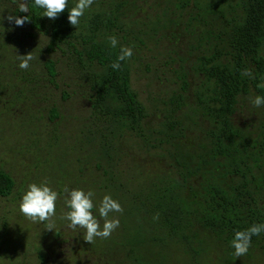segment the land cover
I'll return each mask as SVG.
<instances>
[{
	"label": "trees",
	"instance_id": "16d2710c",
	"mask_svg": "<svg viewBox=\"0 0 264 264\" xmlns=\"http://www.w3.org/2000/svg\"><path fill=\"white\" fill-rule=\"evenodd\" d=\"M0 1L2 5H9V16L29 17L24 23L29 28V36L38 32L48 38L43 50L47 57L41 71L33 64L27 69H12L15 66L10 59L0 61V95L43 99L42 93L39 95L41 87L59 88L58 64H64L68 74L65 85L69 91L62 89L60 99L74 94L86 104L87 113L80 123L82 150L86 152L91 147L87 156L97 158L93 166L95 170L101 167L105 175L101 186L129 194L131 209H136L130 213H138V220L145 229V232L137 230L139 232L124 242L120 241L123 237L119 238L125 261L156 264L153 257L144 259L147 251L140 249V245L154 246L169 240L187 254L190 264H200L198 259L208 251L209 243L221 245L224 254L233 257L229 241L234 230L264 222V105L254 112L256 118L250 139L238 140L233 124V114L242 97L264 96V0H217L216 3L174 0L178 12L171 11V0L165 6L136 0L137 6L143 8L140 26L147 45L151 43L155 47L168 37L178 41V48L181 44L187 45L185 57H175L174 50L167 52L168 58L181 70L178 80L183 93L188 91L190 70L207 82L208 101L203 107L213 126L207 130V142L193 144L186 135L187 126L179 114L176 117L184 106V95L179 94L176 105L166 117L168 128L174 134L164 132L158 143L182 139L185 150L179 145L181 152L173 157L175 163L168 169L147 173L115 167L119 157L128 156L118 139L124 132L135 135L144 145L150 143L151 134L146 131L150 128L145 124V107L130 85L129 60L121 62L119 70L109 67L118 48H111L106 37L115 35L118 45H124L129 33L121 10L129 0H112L109 6L90 10L88 32L80 30V24L75 27L67 22V10L73 6V0H68L65 10L53 20L38 16L40 10L33 9L31 0H25L28 12H20L16 0ZM4 20L0 19L2 47L11 45L22 55L32 53L29 47L19 45V39L11 37L12 26L8 23L12 22ZM54 53L58 54L57 58L48 55ZM193 55L195 59L186 64ZM2 56L4 54L0 53ZM8 71L14 72V76L9 77ZM245 71L250 75H245ZM13 98L9 101H14ZM45 99L48 122L55 124L61 116L59 102ZM185 156L189 157L188 161ZM84 161L78 162L79 171L84 168ZM102 162L106 167H102ZM13 184L10 174L0 169V195L8 194ZM199 233H204L205 238L200 239ZM251 246L264 251V233L252 236ZM39 264H46L41 255Z\"/></svg>",
	"mask_w": 264,
	"mask_h": 264
},
{
	"label": "rangeland",
	"instance_id": "374dc122",
	"mask_svg": "<svg viewBox=\"0 0 264 264\" xmlns=\"http://www.w3.org/2000/svg\"><path fill=\"white\" fill-rule=\"evenodd\" d=\"M111 1L93 0L90 8L86 9L80 18L78 28L88 32L86 25L90 10H96L102 5L109 6ZM168 1L170 0H147L155 6H165ZM207 1L217 2V0ZM137 2L129 0L125 9L121 10L126 18L129 33L123 44L132 46L133 49V56L129 59L130 85L145 107L147 114L145 124L150 128L145 130L151 132L150 143L144 145L135 135L124 132L125 134L123 133L118 139L122 144L121 148L125 149L128 156L119 157L115 167L130 168L129 170L135 168V171L141 170L147 173L168 169L170 164L175 163L173 157L181 152L179 145L185 150V141L182 139L180 141L176 138L170 141L163 139L161 144L158 143L164 132L171 136L174 134V131L168 128L166 117L176 105L175 99L179 94L184 95V106L179 112L177 111L176 117L179 114L183 124L187 126L185 132L193 144L207 142V130L213 126L203 107L204 102L208 101L207 82L190 70L191 75L187 77L188 91L183 93L180 89L181 82L178 80L181 70L168 58L167 52L174 50L177 55L174 53L172 55L175 57H185L188 54L187 45L181 44L178 48L176 47L178 41L169 37L156 43L155 47L151 43L147 45L140 26V20L144 16L143 8L138 7ZM169 5L171 11L178 12L177 2L171 0ZM8 7L9 5L0 3L2 18L9 16ZM6 21L9 22L7 19ZM8 25L12 26L11 37L19 39V45L24 48L29 47L32 51L34 59L30 64L35 65L36 70H43L42 62L47 57L43 50L48 38L38 32L29 36L27 33L29 28L24 24L16 26L9 22ZM119 40L122 41L121 38ZM1 43L3 40L0 41V53L4 56L0 57V61L7 62L10 59V63L15 66L12 69H15L18 63L17 55H22L20 50L12 49L11 45L3 48ZM19 45L17 44L16 47ZM262 54L264 57V47ZM48 55L57 58L58 54ZM194 59V55L190 56L186 64ZM168 61L170 63H167ZM58 70L61 76L59 88H45L44 85L39 90V95L42 93V97L59 102L58 109L61 116L56 119L55 124L48 122L45 110L48 106L45 98L26 99L21 96L15 99L13 94L0 95V169L9 173L14 181L9 193L0 195V264H39V255L45 259L46 264H129L125 261L124 253L120 252L123 247L119 245V238L123 237L120 241L124 242L133 237L134 233L144 229V226L138 220V213H130V210L136 209H131L128 193H119L113 187L109 186L105 189L101 186L105 182L103 179L105 175L101 167L95 170L93 166L97 158L87 156L92 150L91 147L86 152L82 150L84 143L80 123L87 113L85 100L74 94L68 99H60V91L62 89L69 91V88L65 85L68 74L63 63L58 64ZM14 74L12 71L7 73L9 77ZM172 97L173 103H171ZM251 97H242L233 114L237 138L242 142L250 139L251 126L255 124L256 118L254 112L258 110L250 103ZM12 98L15 100L9 101ZM185 158L187 160L189 157L185 156ZM82 160L86 162L84 161V168L79 171L78 162ZM102 167H106L103 162ZM123 176L120 175L122 180ZM45 180L58 193L55 213L44 222H33L18 211V201L28 183ZM117 180L120 179L117 177ZM127 182L130 184L129 180ZM65 186L81 188L85 191L91 188L94 192V204H97L104 194H109L120 203L122 211L110 213V217L114 215L119 219V226L109 237L94 238L92 243H88L82 238L84 232L82 228L67 227V222L61 218L67 210L64 205ZM93 213L96 214L95 208ZM97 219L99 223H103L98 216ZM48 226L52 229L47 228ZM198 237L203 239L205 234L199 233ZM145 245H140V249L147 251L143 254L144 259L153 257V263L190 264L187 254L170 240L168 243L167 241L163 244L156 243L154 246ZM198 261L200 264H264V251L258 246H251L245 255L230 258L224 254L221 245L209 243L208 251L202 254V259Z\"/></svg>",
	"mask_w": 264,
	"mask_h": 264
},
{
	"label": "clouds",
	"instance_id": "9594fccd",
	"mask_svg": "<svg viewBox=\"0 0 264 264\" xmlns=\"http://www.w3.org/2000/svg\"><path fill=\"white\" fill-rule=\"evenodd\" d=\"M16 2L20 12H28L29 6L25 0H16ZM67 3L68 0H31L33 9L40 10L38 16L47 17L50 20L55 19L60 12L65 10ZM92 3L93 0H75L73 6L67 10L68 24L78 26L81 22L80 18ZM28 18L27 15H10L0 19H7L16 26H22ZM106 40L111 48H118L115 59L110 62L109 67L119 70L121 62H126L133 56L132 46L118 45L115 35H108ZM17 57L16 66L19 69L29 68L30 62L34 59L30 52L17 55ZM244 74L250 75L247 71ZM250 103L254 107H260L264 105V96L255 95L250 98ZM63 191L66 194L64 205L67 210L61 218L67 222L69 228H82L84 241L92 243L94 238H107L119 226V219L114 215L110 217V213H120L122 208L120 203L109 194H104L99 202L94 204V192L91 188L85 191L81 188L65 186ZM57 197V191L49 186L47 180L28 183L20 195L18 211L33 222H44L54 215ZM97 216L103 220L102 224L99 223ZM47 228H51V226ZM262 233H264V222L252 223L244 229L234 230L232 239L229 241L233 256L245 255L249 251L251 237Z\"/></svg>",
	"mask_w": 264,
	"mask_h": 264
}]
</instances>
